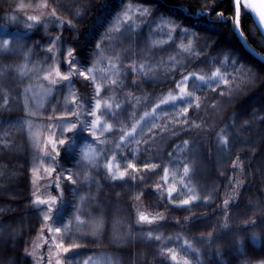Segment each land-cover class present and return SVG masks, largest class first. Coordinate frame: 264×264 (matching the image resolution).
Masks as SVG:
<instances>
[{"label": "rangeland", "instance_id": "rangeland-1", "mask_svg": "<svg viewBox=\"0 0 264 264\" xmlns=\"http://www.w3.org/2000/svg\"><path fill=\"white\" fill-rule=\"evenodd\" d=\"M205 1L197 0L201 4ZM10 2L15 13L1 16L0 44L4 38L18 39L7 50L0 47V264H49L50 259L55 264L54 241L63 242L65 247L81 245L61 255L62 260L68 257L71 264H83L85 260L89 264H115L109 255L89 249L103 232V221L90 202L91 191L103 184L116 185L129 178L123 181L108 179L104 165L109 158L113 160L114 169L123 170L127 168L128 162L135 163L139 170L136 175L148 170L142 169L144 163L168 167L167 188L174 185L179 197L186 199L190 194L189 189H192L198 197L192 203H197L202 196L198 175L203 177L207 169L205 163L209 159L216 160L228 154L233 147L253 150L262 140L264 81L259 80L257 69L248 57L224 39L219 40L218 28L187 26L179 19L168 18L160 13L153 15L154 9L144 3L125 1L118 11L96 28L89 56L76 59L78 65L86 61L83 67H92L94 72L87 79L77 73L74 81H62L60 86L51 87V91L45 93V89L50 87L48 81L43 79L46 72L52 75L54 70H59L62 75L70 73L67 56L71 49L62 38L58 45L52 43L61 34L62 25L44 19L29 22L27 17L40 9H55L58 15L72 18L74 7L77 8L75 11L80 12L87 7V0ZM27 23H32L33 27L27 28ZM33 28L38 32L31 31ZM49 48L51 51H48ZM122 59L130 64V73L144 81L162 85L175 80L171 89L163 91L157 105L167 95L178 94L177 83L181 73L188 75L195 72L211 77L212 72L219 69L228 78L229 84H208L190 78L184 86L200 97L201 107L196 109L193 105L189 108L187 119L192 125L181 131V125L176 123L179 103L175 108L166 104L145 112L139 107L144 99V95L140 94L126 113L122 100L105 94L106 88L112 85V79L121 81L119 62ZM111 64L116 65L119 76L113 74ZM181 64L183 68L179 67ZM133 66L135 72L132 71ZM260 82L262 90H259ZM97 85L101 89L98 97ZM73 97L76 99L75 104ZM96 99L101 100L102 106L97 112L101 124L97 126L94 139L82 124L84 121L90 123L93 119L87 113L94 109ZM238 101L243 102V107L228 110ZM69 110L82 112L79 117L81 124L77 131L64 133L63 136L60 135L62 128L59 125L51 137L64 138L70 142V147H57L63 149L61 157H57L55 162L56 177H60V188L57 189L54 183L46 184L42 180L47 173L45 169L54 166L49 160L51 145L47 140L43 144L46 149H38L45 128L41 119L64 117L76 123L74 117L66 115ZM145 113L149 115L145 116ZM131 122H134L132 126L137 124L135 140L120 141L125 131H131ZM197 124L199 128L195 127ZM105 125L109 126L108 130H105ZM225 127V136L229 140L227 147L221 146L217 138V133ZM136 140L140 143L137 144ZM184 141H188V145ZM117 144L122 145L120 149L116 148ZM168 147V154L163 156ZM85 150H90V155L98 153L95 158L99 161V168L84 159ZM261 164L264 168L262 160ZM185 165L189 168L187 175L184 173ZM173 168H177L178 172H174ZM26 170L32 174L36 186H46L47 191L39 194L41 198L56 197L54 205L39 206L29 212L22 207L25 204L18 203L25 199ZM69 172L75 182L63 178ZM50 207L53 219L45 222L43 217ZM77 216L80 221L76 220ZM93 221L102 222L95 234L92 232ZM65 224L68 228L59 237L48 231L52 228L54 232L55 227L63 228ZM47 236L49 238L45 242ZM182 236L167 234L157 241L155 235L152 239L145 235V239L153 243L155 248L152 249L162 255L167 256L166 250L169 248L175 249L176 264H183L184 259H188L189 264H199L197 248ZM252 240L257 244L264 243V234L254 235ZM185 241L196 251L188 249ZM248 264H264V261Z\"/></svg>", "mask_w": 264, "mask_h": 264}, {"label": "trees", "instance_id": "trees-1", "mask_svg": "<svg viewBox=\"0 0 264 264\" xmlns=\"http://www.w3.org/2000/svg\"><path fill=\"white\" fill-rule=\"evenodd\" d=\"M125 1L144 3L154 9L153 15L160 13L168 18L179 19L187 26L218 28L219 40L224 39L248 57L257 69L259 80L264 81V62L244 48L234 31V0H206L203 4L197 0H87V7L80 12L75 11L77 8L74 7L72 18L57 14L64 21L58 37L67 42L75 60L89 56L93 49L91 40L96 28L118 11ZM52 10L40 9L32 15L39 16L41 12L50 13ZM13 12L10 0H0V30L2 14L9 15ZM42 20L43 18L40 21ZM239 21V28L248 44L264 56V36L254 23L250 11L242 8ZM31 31L38 32L35 28ZM130 67L126 59L119 62L121 81L114 86H108L105 94L122 100L126 113L129 106L133 105L134 99L143 94L144 99L139 107L145 112L153 110L163 91L171 89L175 80L162 85L144 81L133 76ZM70 81H74V75ZM262 88L260 82L259 90ZM241 107L243 102L238 101L228 110ZM41 120L44 121L45 128L38 149H46L45 145L43 146L44 141L54 135L59 124L56 118ZM133 123L131 122L130 126ZM77 130L78 127L74 131ZM169 148L164 150L163 156L168 154ZM61 150L63 151L57 149L60 152L58 157L62 155ZM261 160L264 162V135L253 150L233 147L228 154L216 160L209 159L205 163L207 169L203 177L198 175L201 199L189 205H180L179 201L186 198L179 197L178 191L173 193L172 198L168 197V186L164 180L165 166L162 165H157L158 167L151 171L143 170L136 180L128 178L116 185L103 184L90 194L94 211H97L103 221V232L89 249L109 255L115 264H176L169 256L166 258V255L152 249L155 248L154 244L145 239L148 231H152L155 236H185L197 248L199 264H248L264 261V243L257 244L252 240L254 235L264 234V168ZM234 161L239 168L234 167ZM52 164L55 169L56 163ZM173 169L178 172L177 168ZM240 169H243V172ZM56 175L55 169L51 175L45 173L42 180L46 184L56 185ZM25 178V199L18 203L25 204L22 206L24 210L31 212L34 208L43 206L35 205L33 201L35 195L45 192L46 186H36L32 174L27 170ZM237 180L244 183L238 191H234L232 186ZM157 184L160 185L159 189ZM224 200H229L227 208L224 206ZM225 211L229 213L227 217L224 216ZM141 213L149 217L162 216L164 219L154 221L151 225L147 222L140 223L138 216ZM245 220H254L256 224L245 225ZM225 221L227 228L223 227ZM209 232L213 233L211 242L208 240ZM48 238H45V242Z\"/></svg>", "mask_w": 264, "mask_h": 264}, {"label": "snow or ice", "instance_id": "snow-or-ice-1", "mask_svg": "<svg viewBox=\"0 0 264 264\" xmlns=\"http://www.w3.org/2000/svg\"><path fill=\"white\" fill-rule=\"evenodd\" d=\"M235 6H236V18H237L236 19V27L237 28L239 27V24H240L239 17L241 15L242 8L246 11H251L252 13H254L258 17L259 23L261 25H264V0H243V4H242V0H235ZM45 7H46V5H45ZM42 18L45 21L51 22L53 24H56V23H59L60 25L64 24V21L60 19V17L57 15L55 9H53L50 13L41 12V14L39 16L29 15L27 17V21L39 22ZM26 27L32 28L33 24L27 23ZM16 39H18V38H16V37L4 38L2 40V44H0V47L7 50L9 48L10 44H12ZM52 43H53V45H58L60 43V37H55L53 39ZM97 47H100V45H97ZM48 51H51V48H49ZM67 59L69 61L68 67L71 70L69 74L62 75L59 70H54V76L48 72H46V74L44 75L43 79L48 81V85L50 86L49 88L45 89V93L50 92L51 87L59 85L62 81H70V78L72 75H75L78 73L79 76L85 77V79H87L88 75L92 74L95 70L92 67H87V68L83 67V64L86 63V61H81L80 64L78 65L77 61L73 58V52L72 51L68 52ZM179 67L183 68L184 65L181 64ZM110 68L113 70L114 75L119 76V70L116 69L115 64H111ZM132 71L133 72L136 71L135 66H133ZM172 74L174 75L175 73H172ZM190 78H192L196 81H201V82H205L208 84H212V83H216V82L222 83L224 85L229 84L228 78L224 74H222L219 69L212 72L211 77H208L205 75H197L195 72L189 73L188 75H184L183 73H181V79L177 83V87L179 90L178 94L177 95H172V94L167 95L166 97H164L163 99L160 100L159 105L155 106L156 108H159L160 105L171 104L175 108L176 105L179 103L180 107L176 110V123L181 125V129H180L181 131L184 129V127L192 125V122L187 119V114L189 113V108L192 107L193 105L195 106L196 109H199L201 107V103L199 102L200 97L195 96L193 91H189L188 88L186 86H184L187 84V82L189 81ZM110 83L112 85H116V84H119L120 81L118 79H112L110 81ZM215 90L216 89H213V91H215ZM100 91H101L100 86L97 85L96 86L97 97L99 96ZM221 94L223 95V93H221ZM5 103H7V101H5ZM73 103L74 104L76 103L75 97H73ZM185 105H187V106H185ZM101 106H102L101 100L96 99L94 109H92L91 111H89L87 113V115L90 117H93V119L91 120L90 123H88V121H84L82 124L83 127H86L89 130L90 135H92V137L94 139L96 138V133L98 130L97 126L101 124V117L97 114L98 110L101 109ZM78 107H81V106L78 105ZM31 114H34V113H30V115ZM81 114H82L81 111L73 112L71 110H69L66 113L67 116L74 117L76 119V123H73L70 120L65 119L64 117L57 118L58 124L62 128V132L60 134L61 136H63L64 133H71L77 129L78 125L81 124V121L79 120V117ZM147 115H149V114L145 113V116H147ZM141 119H143V117ZM137 124H139V121H137ZM137 124H134L132 126L131 131H125L123 133V135L120 136V141L125 142V141L135 140L134 134L137 131ZM29 127H31V125ZM153 127H156V126L153 125ZM195 127L199 128L200 125L197 124V125H195ZM226 127L222 128L220 130V132L217 133V138L220 142V145L224 146V147H227V145L229 144V140L225 136ZM49 128H51V125H49ZM108 128H109V126L105 125V130H108ZM162 130H167V129H162ZM173 135H175V130H173ZM141 139H143V137H141ZM47 143L49 145H51V153H55V155H51V153H48V155L50 156V159L53 161V163H55L56 158L60 155V152L57 151L58 145L70 147L69 140L64 139V138L52 139L49 137L47 139ZM136 143L139 144L140 141L136 140ZM188 143H189L188 141H184L185 145H188ZM121 146H122L121 144H117L116 148L120 149ZM97 155H98V153L90 155V150H85L83 152L84 159L87 160L90 165L99 168L100 167L99 161L95 158ZM114 155H116V154L114 153ZM120 155L123 156V153H120ZM123 158L127 159L126 156H124ZM233 165H234V167L239 168V165L235 161L233 162ZM104 167L107 169V178L110 179L111 181H118V180L123 181V180H125L126 177H129L132 180H136L137 179L136 174L139 171L137 168V165L133 162H128L126 169H123V170H121L120 168L114 169L112 158L108 159V162L106 165H104ZM156 167H158L156 164H149V163L143 164V169H148L150 171L155 169ZM54 170L55 169H53L51 167L45 169V171L49 175H51V173ZM240 171L243 172V169H240ZM188 172H189V168L187 165H185L184 166L185 175H187ZM169 173H170V169L168 167H165L164 168V180H165V182H167V180H168ZM174 177H175V173H173V179H174ZM63 178L65 180L75 182V178L73 177V175L70 172H69V175H67ZM59 179H60V177L58 176L57 177V184H56L57 189L60 188V184L58 182ZM181 183L183 184V182H181ZM243 183H244L243 181L237 180L236 184L232 186L233 190L238 191L241 188V186L243 185ZM156 187L159 189L160 185L157 184ZM176 191H177V189L174 185L172 187H169L167 189L168 197L172 198L173 193ZM189 193L190 194L188 195L187 199H182L179 201L180 205H189L192 201H195L198 199V197L193 193L192 189H189ZM205 199H208V197H205ZM33 203L35 205H54L56 203V197H49L48 199H43V198H41L40 195H35V199H34ZM223 203H224L225 208H227L229 205V200H224ZM51 213H52V208L50 207L48 209V212L43 217L45 222H49L53 219ZM228 215H229V213L227 211H225L224 216L227 217ZM162 219H164V217H162V216L149 217L143 213L139 214V216H138V221L140 223L147 222L150 225L154 221L162 220ZM76 220L80 221V217L77 216ZM101 223L102 222H99V221H93L92 222L93 234H95V232L98 231V229L101 227ZM244 224L254 226L256 224V221L245 220ZM223 227H225V228L228 227L227 221H225V224L223 225ZM67 228H68V225L65 224V225H63V228L55 227L54 232H53L52 228H49L48 231L59 237L63 233V231H65ZM212 237H213V233L209 232L208 233L209 242H211ZM148 238L149 239L153 238L152 231H148ZM177 239H179V236H177ZM155 240L161 241L162 237L161 236H155ZM53 244H54V247L56 249L55 256L57 257L55 259V264H71V261L68 259V257L65 256L62 260L60 258L61 255L64 253H70L73 249H76V248L81 246L79 244H71L70 246L65 247L63 242H56V241H54ZM185 245L188 249H191L193 252L196 251V249H194L192 247V245L188 243V241H185ZM166 252H167L166 258L168 256H170V259L173 262H177V252L175 249L169 248L166 250ZM185 255H187V252H185ZM49 264H52L51 259L49 261ZM83 264H89V261L85 260L83 262ZM183 264H189V260L184 259Z\"/></svg>", "mask_w": 264, "mask_h": 264}, {"label": "water", "instance_id": "water-1", "mask_svg": "<svg viewBox=\"0 0 264 264\" xmlns=\"http://www.w3.org/2000/svg\"><path fill=\"white\" fill-rule=\"evenodd\" d=\"M221 1V0H220ZM235 2V0H234ZM251 17L254 21V23L256 24L257 28L259 29V31L262 33V35L264 36V25H261L259 23V19L258 17L252 13L250 11ZM236 17H235V23H234V31L236 33V35L238 36L239 40L241 41L242 45L244 46V48L253 56L257 57L258 59H260L261 61L264 62V56H262L261 54L257 53L247 42V40L245 39V37L242 35V32L240 30V28L236 27Z\"/></svg>", "mask_w": 264, "mask_h": 264}, {"label": "bare ground", "instance_id": "bare-ground-1", "mask_svg": "<svg viewBox=\"0 0 264 264\" xmlns=\"http://www.w3.org/2000/svg\"><path fill=\"white\" fill-rule=\"evenodd\" d=\"M22 1H23V0H22ZM24 1L28 2V0H24Z\"/></svg>", "mask_w": 264, "mask_h": 264}]
</instances>
